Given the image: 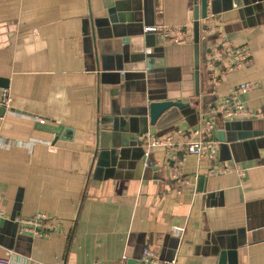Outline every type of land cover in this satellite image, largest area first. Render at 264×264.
Wrapping results in <instances>:
<instances>
[{"label":"crops","instance_id":"0c3cea01","mask_svg":"<svg viewBox=\"0 0 264 264\" xmlns=\"http://www.w3.org/2000/svg\"><path fill=\"white\" fill-rule=\"evenodd\" d=\"M201 1L0 3V92L11 97L0 118V260L11 251L16 264H144L152 248L160 262L220 264L237 250L238 264H264V0H207L220 31L200 21V52L226 41L252 53L217 84L197 59ZM152 26L181 30V41L146 34ZM243 84L253 86L240 98L247 115L213 113ZM165 98L187 106L160 129L145 111ZM104 117L119 129L103 130ZM212 119L216 154L188 155L193 130ZM147 129L164 146L149 149L145 169L147 141L136 136ZM41 214L53 226L44 237L17 222Z\"/></svg>","mask_w":264,"mask_h":264},{"label":"built area","instance_id":"2783aa9c","mask_svg":"<svg viewBox=\"0 0 264 264\" xmlns=\"http://www.w3.org/2000/svg\"><path fill=\"white\" fill-rule=\"evenodd\" d=\"M6 0H0L4 2ZM213 16V15H212ZM211 17V16H210ZM206 25L208 26L207 32H219L220 28L215 26L211 22V18L206 20ZM145 33H158L160 34L162 40L166 44H178L181 39L178 36H175L176 32L181 33L182 31L174 29L169 26H152L146 27L144 29ZM252 53L248 46H232L226 41L216 44L211 50H208L206 53V63L209 71V76L211 77L214 84L219 82L218 76L221 73H230L234 72L237 69L248 65L251 62ZM253 89V86L250 84H243L239 87H236L230 97L223 101L218 107L214 108L213 113L217 114L221 119H231L237 116L247 115L245 107L241 102L240 98L242 95L247 94ZM0 106L4 108H10L11 106V97L7 90L0 92ZM217 122L216 120H207L204 121L201 125L196 127L193 130L191 136L192 140L189 141L184 146V150L188 155L194 156L197 159H203L206 157L213 158L216 154L219 142L214 139V131L216 129ZM146 136V135H144ZM142 138V139H141ZM140 139L146 140V138L141 137ZM147 141V140H146ZM148 142V143H147ZM146 142V156H148L149 149L153 147L164 146L163 143L159 141H151L148 139ZM148 166V165H146ZM229 169H225L224 172H229ZM237 172V171H236ZM242 176V172H240ZM3 217L2 203L0 200V221ZM18 224L23 227V230L33 234L36 238L46 236V233L41 231V229L52 230L53 226L47 222V218L44 214L37 215L33 219H18ZM172 232L175 237L182 239L185 233V228L174 227ZM144 264H177L174 261H159V257L154 251V249L149 248L144 251L143 258ZM16 264L14 255L11 251H7L6 259L0 260V264Z\"/></svg>","mask_w":264,"mask_h":264},{"label":"water","instance_id":"95a60500","mask_svg":"<svg viewBox=\"0 0 264 264\" xmlns=\"http://www.w3.org/2000/svg\"><path fill=\"white\" fill-rule=\"evenodd\" d=\"M197 3V1H196ZM208 18V1L207 0H202L201 1V6L196 8L195 12V22H194V42L197 47V53L198 57L197 59L200 61V57H203L204 61L206 62V53L207 49L206 47L203 50V54L200 52L199 46H200V21L201 20H206ZM202 29L204 31L208 30V26L204 25L202 26ZM147 34V33H146ZM110 42L105 40L99 43L100 47H102L104 50L109 46ZM103 54V53H102ZM202 54V55H201ZM150 64V63H149ZM7 85L6 82H3L0 80V90L1 89H6ZM186 104L180 102V101H170L165 99L159 100V101H154L152 102L149 107L145 111V120L151 125L155 126L157 128H164L166 126L172 125L179 121L182 117L181 112L186 108ZM5 108L0 106V118H2L5 114ZM102 122V129L103 130H110V131H116L119 129V122H117V118H108L104 117L101 119ZM111 124V125H106ZM41 128L48 129L50 131H53L57 135H60L62 130L64 128L59 127V128H46L41 125ZM148 129L146 131H143L139 133L136 136L137 140V145L141 144L140 138L146 134H148ZM219 141L225 143V139L223 138V132L219 133ZM142 153V154H141ZM140 154H141V162L143 163L144 168L146 165H151L150 158L146 156V151L143 148H140ZM148 167V166H147ZM147 169V168H145ZM157 170V169H156ZM220 264H238V251H224Z\"/></svg>","mask_w":264,"mask_h":264},{"label":"trees","instance_id":"16d2710c","mask_svg":"<svg viewBox=\"0 0 264 264\" xmlns=\"http://www.w3.org/2000/svg\"><path fill=\"white\" fill-rule=\"evenodd\" d=\"M208 104H205L204 109L207 107Z\"/></svg>","mask_w":264,"mask_h":264}]
</instances>
